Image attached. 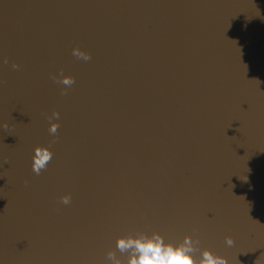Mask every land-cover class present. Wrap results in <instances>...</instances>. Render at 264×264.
I'll list each match as a JSON object with an SVG mask.
<instances>
[{
	"label": "water",
	"instance_id": "1",
	"mask_svg": "<svg viewBox=\"0 0 264 264\" xmlns=\"http://www.w3.org/2000/svg\"><path fill=\"white\" fill-rule=\"evenodd\" d=\"M154 233L264 264V0H0V264Z\"/></svg>",
	"mask_w": 264,
	"mask_h": 264
},
{
	"label": "clouds",
	"instance_id": "2",
	"mask_svg": "<svg viewBox=\"0 0 264 264\" xmlns=\"http://www.w3.org/2000/svg\"><path fill=\"white\" fill-rule=\"evenodd\" d=\"M72 54L85 61L91 59L90 54L80 47L73 48ZM13 67L16 68L18 65L13 64ZM63 77H65V75L61 72L58 77H54V80L64 86H71L75 82L74 78L65 79ZM66 91L67 87L62 90V94H65ZM53 117H59V113L54 112ZM49 119L52 118L50 117ZM51 124H53V122ZM58 126L59 124L55 123V128H49V131L55 133ZM52 157L53 153L47 148L41 150L39 156H37L35 148L32 158L33 171L39 174L42 169L46 168V165ZM61 202L68 205L71 202V196H62ZM226 243L232 246L234 244L233 238L231 236L226 237ZM196 244H199L198 240ZM117 247L122 251L128 248L135 250L128 264H229L227 257L218 255L209 248H205L197 255V248L193 245L190 236H186L184 242L179 244L166 242L164 237L159 233L136 238L121 237L117 243Z\"/></svg>",
	"mask_w": 264,
	"mask_h": 264
}]
</instances>
